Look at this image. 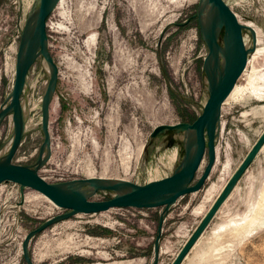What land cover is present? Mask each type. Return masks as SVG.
Masks as SVG:
<instances>
[{"label":"rangeland","instance_id":"374dc122","mask_svg":"<svg viewBox=\"0 0 264 264\" xmlns=\"http://www.w3.org/2000/svg\"><path fill=\"white\" fill-rule=\"evenodd\" d=\"M256 31V52L222 108L217 160L201 191L170 209L159 264H173L264 135V0H224ZM37 0H0V109L15 82L24 25ZM204 0H62L48 20L49 52L59 78L50 106L51 149L38 174L50 184L104 178L145 185L172 176L186 133L209 99L203 70L209 49L195 17ZM32 12V13H31ZM224 31L221 33V42ZM247 48L253 46L245 31ZM43 58L22 96L25 134L14 159L34 168L44 142L42 103L50 81ZM13 139L12 115L0 125V152ZM0 153V156H1ZM47 155V152H46ZM2 157V156H1ZM0 157V158H1ZM208 156L197 175L202 176ZM100 192L91 201H106ZM164 208L80 214L34 238V264H153ZM40 193L0 186V264H26L22 243L64 214ZM182 264H264V144Z\"/></svg>","mask_w":264,"mask_h":264},{"label":"water","instance_id":"95a60500","mask_svg":"<svg viewBox=\"0 0 264 264\" xmlns=\"http://www.w3.org/2000/svg\"><path fill=\"white\" fill-rule=\"evenodd\" d=\"M62 0H40L37 12L27 19L22 31L17 53L15 82L9 104L0 109V125L12 115L13 139L8 153L0 158V186L14 183L32 189L66 212L57 215L30 232L22 243V254L26 264H34L30 244L34 238L56 224L65 222L80 214H99L111 209L149 210L164 208L160 216L158 235L155 241L154 262L159 264L160 242L163 225L170 209L181 198L202 190L209 179L217 160L216 141L219 135L222 108L245 72L249 56L256 51V31L242 25L236 14L224 0H204L197 15L203 39L209 49L204 60L203 70L209 87V99L200 115L192 124L162 125L157 127L151 137L157 138L166 131L186 133L185 156L181 166L170 177L138 185L129 181H113L104 178L78 179L60 184L46 182L38 171L48 160L51 149L50 106L58 82L59 72L48 47V20ZM204 6L210 10V20L206 26L201 24ZM224 31L222 42L221 33ZM248 31L253 38V46L247 48L244 33ZM43 58L50 68V81L42 103V130L44 142L40 148L37 164L29 168L14 163L25 134V120L22 96L28 74L38 59ZM264 144V135L255 144L252 152L242 163L238 173L228 182L216 203L205 216L191 239L182 249L173 264H182L194 245L204 234L211 221L224 204L229 191L236 185L250 164L257 157ZM47 152V155H46ZM208 156V164L199 179L197 175ZM100 192H110L113 197L95 202L90 198Z\"/></svg>","mask_w":264,"mask_h":264},{"label":"bare ground","instance_id":"6f19581e","mask_svg":"<svg viewBox=\"0 0 264 264\" xmlns=\"http://www.w3.org/2000/svg\"><path fill=\"white\" fill-rule=\"evenodd\" d=\"M39 1L40 0H37V3H36V5H35V7H34V10H33V12H34V14L37 12V10H38V7H39ZM203 10H204V12H203V15H202V19H201V24L203 25V26H206L207 24H208V22H209V20H210V17H211V14H210V10L208 9V7H206V6H204V8H203ZM32 13V12H31ZM257 43H258V39H257ZM256 52V51H255ZM9 145H8V147L5 149V150H3L4 152L3 153H1V158H3L7 153H8V151H9V149H10V146H11V144H12V141H10V143H8Z\"/></svg>","mask_w":264,"mask_h":264}]
</instances>
